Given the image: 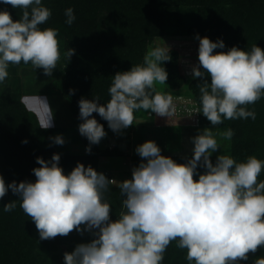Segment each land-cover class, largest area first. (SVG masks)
<instances>
[{
    "label": "clouds",
    "instance_id": "clouds-1",
    "mask_svg": "<svg viewBox=\"0 0 264 264\" xmlns=\"http://www.w3.org/2000/svg\"><path fill=\"white\" fill-rule=\"evenodd\" d=\"M0 3L21 10L15 21L7 10H0V83L8 77L9 65L21 62L51 76L61 55L58 30L40 28L52 16L51 9L42 0ZM64 14L65 23L71 26L76 19L74 10L67 8ZM196 38L199 66L193 67V78L207 76L210 83L204 79L198 85L200 105L188 116L202 113L213 126L224 120H255V110L247 106L264 96V50L254 44L250 51L234 46L227 52H214L225 47L222 40ZM74 52L67 50L68 60ZM169 53L170 48L163 43L149 49L142 64L116 73L105 105L96 102L99 97L81 98L79 132L90 144H98L106 135L103 125L89 118L93 113L119 132L134 125L139 110H151L172 123L177 104L191 103L183 95L174 97L156 89L158 83L167 81L168 73L161 65L171 60ZM21 102L35 113L39 127L53 126V111L46 99L25 96ZM216 136L213 129L205 128L193 137V157L184 164L161 155L154 141H146L136 148L146 163L133 168L132 178L119 184L82 163L65 175L58 166L59 154L52 156L51 166L37 157L41 166L33 169L34 183L6 184L0 175V199L9 189L17 194L20 208L35 223L41 240L67 236L74 230H98L96 239L65 252L64 264H162L173 241L177 248L186 250L188 264H239L264 247V181L258 180L264 160L251 155L238 162L230 154H221L213 164L210 157L221 148ZM219 136L231 141L234 130L228 128ZM53 140L58 145L64 143L60 135ZM86 151L91 152V148ZM198 165L205 171L197 180ZM109 185H117L126 197L115 221L110 219L111 205L105 197ZM16 206L17 201H12L3 211L12 212ZM254 264H264V257Z\"/></svg>",
    "mask_w": 264,
    "mask_h": 264
},
{
    "label": "trees",
    "instance_id": "trees-1",
    "mask_svg": "<svg viewBox=\"0 0 264 264\" xmlns=\"http://www.w3.org/2000/svg\"><path fill=\"white\" fill-rule=\"evenodd\" d=\"M42 4L51 9L52 16L40 28L57 29L63 52L69 48L75 50L70 60L65 57L67 71L58 88L70 99L71 108L81 123V98L94 100L99 97L96 102L105 105L110 99L108 89L115 74L142 64L147 48L153 43L159 46L156 42L168 36L194 37L198 45L197 36L207 37L212 42L222 40L225 47L214 52H227L234 46L250 51L254 44L264 50V0H42ZM67 8H72L76 17L71 26L65 23ZM0 10H7L14 21L21 15L20 9L3 3H0ZM169 54L171 60L166 61V67L174 72L176 66L179 67V53L171 49ZM22 66L27 65L21 62L12 68L16 73ZM204 79L210 83V77L206 76L190 85L198 95V85ZM10 91L6 89L0 95V175L6 184L13 181L34 183L33 169L41 166L36 162L37 157L51 166L54 154L60 155L58 166L65 175L78 163L101 173L100 154L94 144L84 136L86 146L91 148L89 155L60 154L48 142L55 130L39 127L36 116ZM247 107L255 110V120L241 118L224 120L220 124L224 130H234L231 156L238 162L251 155L264 160V96ZM89 118H95L104 129L109 128L108 122L98 113ZM165 157L184 164L193 156ZM210 159L215 164L217 157ZM142 162L146 160L136 153L132 170ZM196 171L194 179L198 180L205 169L198 165ZM258 180L264 181V171ZM105 197L111 205L110 219L115 221L126 197L121 195L117 185H109ZM19 199L11 189L0 199V264H64L59 249L68 245L70 234L41 240L35 223L20 208ZM12 201H17L16 208L4 212L3 206ZM176 244V241L170 243L162 264H188L186 250L177 248ZM259 257H264V247L250 253L248 260L239 264H254Z\"/></svg>",
    "mask_w": 264,
    "mask_h": 264
},
{
    "label": "rangeland",
    "instance_id": "rangeland-1",
    "mask_svg": "<svg viewBox=\"0 0 264 264\" xmlns=\"http://www.w3.org/2000/svg\"><path fill=\"white\" fill-rule=\"evenodd\" d=\"M163 43L170 50H177L179 67L176 66L177 70L173 72L172 69L166 67V61L162 62L161 66L168 73V78L165 84L158 83L156 89L162 93H170L174 97L183 95L186 99L191 100V103L177 104L176 115L172 118V123L168 122L167 117L157 116L151 110H139L135 113L134 125L119 132H114L110 128L104 129L105 137L98 144H94L100 154L99 171L109 180L113 178L117 183L132 178V163L137 153L134 150L146 141H154L163 156L192 157L194 149L192 138L201 133L203 129L211 128L217 133L216 138L221 145V148L213 152L211 156L232 154L233 137L231 141L223 140L219 133L225 130L220 125H211L202 113L188 116L190 111H194L200 105V95L190 87L191 83L198 79H194L192 74L193 67L199 66L198 42L194 37L180 38L175 35L156 42L159 46H162ZM59 47L60 60L51 76L44 75L43 69H33L31 64L20 67L15 73L10 64L8 77L3 83H0V95L4 94L6 89H10L11 95L18 96L20 100L25 96H39L46 99L53 111V126L50 128L55 130L48 142L53 144L60 154L89 155V152L86 151L88 147L85 144L84 136L79 132L81 121L73 112L70 99L64 96L58 88L67 71L66 52H63L60 42ZM155 47L157 46L153 43L147 48V51ZM29 112L35 115L34 112ZM57 135L63 137L62 145L54 142L53 138ZM96 231L98 230H85L83 233L72 231L68 245L61 247L59 254L64 256L65 252H72L77 245L90 243L97 238L94 235Z\"/></svg>",
    "mask_w": 264,
    "mask_h": 264
},
{
    "label": "built area",
    "instance_id": "built-area-1",
    "mask_svg": "<svg viewBox=\"0 0 264 264\" xmlns=\"http://www.w3.org/2000/svg\"><path fill=\"white\" fill-rule=\"evenodd\" d=\"M110 180H114L113 178H111Z\"/></svg>",
    "mask_w": 264,
    "mask_h": 264
}]
</instances>
